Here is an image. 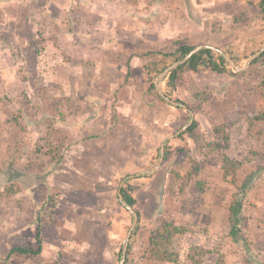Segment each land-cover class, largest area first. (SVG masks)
Here are the masks:
<instances>
[{
	"label": "rangeland",
	"instance_id": "obj_1",
	"mask_svg": "<svg viewBox=\"0 0 264 264\" xmlns=\"http://www.w3.org/2000/svg\"><path fill=\"white\" fill-rule=\"evenodd\" d=\"M198 1L188 13L189 0H0V264H120L123 254V264H173L144 252L161 220L188 229L172 241L180 261H264V122L259 137L246 136L247 118L264 107L262 63L202 66L172 92L157 78L180 43L211 44L246 65L264 46V9L259 0ZM224 122L229 146L215 149ZM61 142L55 162L47 152ZM162 143L160 165L146 171ZM223 154L240 162L234 184L222 176ZM235 197L237 242L227 222ZM37 234L36 257L10 253L36 248Z\"/></svg>",
	"mask_w": 264,
	"mask_h": 264
},
{
	"label": "trees",
	"instance_id": "obj_2",
	"mask_svg": "<svg viewBox=\"0 0 264 264\" xmlns=\"http://www.w3.org/2000/svg\"><path fill=\"white\" fill-rule=\"evenodd\" d=\"M259 7L264 9V0H259ZM194 47L193 44H186L180 43L177 45L175 49V53H177V57L174 59H181L183 58L192 48ZM234 60L235 57H232ZM253 62H261L264 67V52L258 55ZM227 60L224 58L222 54L216 53L215 51L211 50L210 48H199L196 52H194L185 62L182 64L177 65L173 68L167 78L165 80V86L168 91H175L178 88H182L184 86L185 81V73L188 71L197 72L200 67L205 66L211 69L216 73H225L228 72V68L226 66ZM163 68L160 69V71ZM261 84L264 89V75L261 79ZM154 87V84L150 85ZM160 98V95H158ZM175 107H179L176 104H173ZM188 111L194 109V107L188 103L185 104ZM55 108V106H54ZM259 122H264V107L261 111L254 113L253 115L247 118V129H246V136L250 138H257L259 137L260 132L257 129V124ZM197 122L194 120L187 129L183 132L191 133L192 130L196 127ZM230 123L224 122L219 125H215L213 129L214 140L211 144L213 148L217 149H227L229 146V128ZM68 147V145L61 142L58 145L51 146L47 153H51L52 157L55 159V162H59L63 157L64 150ZM182 155L180 160H183V152L184 149L181 150ZM170 154L169 146H165L164 151V159ZM240 165L238 160L232 159L227 154L222 155L221 161V170L223 178L231 177L230 181L234 184L236 181V171ZM31 169V167H29ZM176 175L179 176L178 172ZM13 183L9 185V193L14 194L17 192V188L13 187ZM121 193L123 196V201L130 205L134 206L135 198L130 193V188L128 186V182L125 183L124 186L121 187ZM242 200L240 198H233L228 205L227 209V222H228V236L231 238L232 241L237 242L244 237L241 235V217H242ZM138 228V226H137ZM188 229L184 225L176 224L174 221L171 220H161L159 221L155 228L150 231L147 237V247H145L144 252L146 257L150 260L161 261V262H169L173 264H201V259H194L192 254L187 255V261H180L178 253L172 248V241L176 236H180L185 234ZM37 236V247L36 248H29L25 245L15 246L11 249L10 253L18 254V255H30L36 257L41 252V241L39 238V234ZM132 248V243L129 242L127 244L126 254H130ZM198 248V246H195ZM128 256L125 259L124 264H128ZM250 262V261H249ZM52 264H58L57 261H54ZM248 264H252L251 262ZM264 264V261L261 262Z\"/></svg>",
	"mask_w": 264,
	"mask_h": 264
},
{
	"label": "water",
	"instance_id": "obj_3",
	"mask_svg": "<svg viewBox=\"0 0 264 264\" xmlns=\"http://www.w3.org/2000/svg\"><path fill=\"white\" fill-rule=\"evenodd\" d=\"M202 47H205V48H210L211 50L213 51H217L218 53H222L221 52V49L216 47V46H213V45H210V44H198V45H195L183 58L181 59H177L175 60L173 63H171L170 65L166 66L158 75L157 78L160 77V79H162L163 77L167 76L169 74V72L175 68L177 65L179 64H182L183 62H185L194 52H196L199 48H202ZM262 52H264V46L261 47L259 50L255 51L254 53H252V55L250 56L248 62L246 63V65H237V63L230 57V56H224V58L229 62V64L234 67L235 69L237 70H240V69H244L246 66H248L258 55H260ZM155 86H156V89H157V92L163 96V94L159 91L157 85H156V82H155ZM167 101L171 102V103H176L178 104V102L170 99V98H167ZM183 107L186 108V105L185 104H181ZM190 114H191V118H190V121L193 120L192 118V112L189 111ZM189 124V123H188ZM186 126H188L187 124L185 126H183L180 130L182 131L183 129L186 128ZM173 136H176V134H171L168 137H173ZM162 158H163V143L161 145V150H160V156H159V159H158V162L153 165L152 167H149L146 171H151V170H154L157 166L160 165L161 161H162ZM140 173H136L135 175H139ZM134 176V175H133ZM122 183L123 181L120 182V185H119V188H118V195L120 197V199L123 200V196H122V193H121V187H122ZM127 208L134 214V222L135 220L137 219V215L136 213L133 211L132 207L130 205L127 204ZM123 258H124V254H123ZM121 259L120 260V264H123V260L124 259Z\"/></svg>",
	"mask_w": 264,
	"mask_h": 264
},
{
	"label": "crops",
	"instance_id": "obj_4",
	"mask_svg": "<svg viewBox=\"0 0 264 264\" xmlns=\"http://www.w3.org/2000/svg\"><path fill=\"white\" fill-rule=\"evenodd\" d=\"M192 0H189L190 3L189 4V9H188V13L190 10H193L194 11H198V8H200V3L199 1L197 2V0H195L193 3H191ZM193 14V13H192ZM195 14V13H194ZM188 18H190V16H188ZM199 18V19H198ZM197 20H200V15L197 14V17H196ZM200 23V22H199ZM196 25H199L198 23H195ZM199 44H207V43H199ZM195 45H198V44H195ZM194 45V46H195ZM211 45V44H210ZM214 46V45H213ZM134 176H137V175H134Z\"/></svg>",
	"mask_w": 264,
	"mask_h": 264
}]
</instances>
